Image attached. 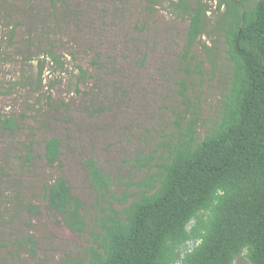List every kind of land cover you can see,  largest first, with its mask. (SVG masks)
Returning a JSON list of instances; mask_svg holds the SVG:
<instances>
[{"label": "rangeland", "instance_id": "obj_1", "mask_svg": "<svg viewBox=\"0 0 264 264\" xmlns=\"http://www.w3.org/2000/svg\"><path fill=\"white\" fill-rule=\"evenodd\" d=\"M203 1L205 32L185 56L190 20L170 0H0V116L17 120L14 131L0 126V264H61L66 256H84L99 205L88 159L123 198L114 207H128L142 192L137 184L168 159L167 144L186 107L182 82L201 111L196 134L203 138L218 120L233 73L222 23L226 6ZM17 22L9 45L7 25ZM52 45L90 72L83 94L49 60L39 86L37 47ZM51 137L61 139L60 166L43 158ZM58 174L85 203L84 233L71 231L48 207L45 186Z\"/></svg>", "mask_w": 264, "mask_h": 264}, {"label": "trees", "instance_id": "obj_2", "mask_svg": "<svg viewBox=\"0 0 264 264\" xmlns=\"http://www.w3.org/2000/svg\"><path fill=\"white\" fill-rule=\"evenodd\" d=\"M170 1L181 18L190 20L187 56L205 32L207 6L203 0ZM222 6H226L222 23L233 73L218 120L203 138L196 134L201 111L182 82L186 107L176 120V139L167 144L168 159L160 172L137 184L142 192L122 210L114 207L113 200L123 198L112 193L110 178L97 161L88 159L99 199L89 231L91 245L84 256H66L61 264H264V0H221L218 7ZM18 25H7L9 45L15 43ZM37 48L39 86L49 60L70 73L75 93H84L91 74L75 63V56L69 61L55 45ZM50 81L51 86L57 82ZM0 126L14 131L17 120L0 116ZM27 157L33 160L31 152ZM60 157L61 139L51 137L44 161L60 166ZM45 199L71 231L88 230L85 203L64 175L45 186ZM30 211L37 208L31 206ZM28 241L34 253L35 241L32 237Z\"/></svg>", "mask_w": 264, "mask_h": 264}]
</instances>
